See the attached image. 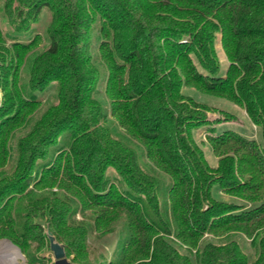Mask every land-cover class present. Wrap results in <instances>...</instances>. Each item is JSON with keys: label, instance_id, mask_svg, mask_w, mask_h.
<instances>
[{"label": "trees", "instance_id": "obj_1", "mask_svg": "<svg viewBox=\"0 0 264 264\" xmlns=\"http://www.w3.org/2000/svg\"><path fill=\"white\" fill-rule=\"evenodd\" d=\"M0 92V239L26 264H53L47 231L75 264H264V0H0ZM232 234L252 254L206 238Z\"/></svg>", "mask_w": 264, "mask_h": 264}, {"label": "rangeland", "instance_id": "obj_2", "mask_svg": "<svg viewBox=\"0 0 264 264\" xmlns=\"http://www.w3.org/2000/svg\"><path fill=\"white\" fill-rule=\"evenodd\" d=\"M45 20H46V15L44 13V15L42 16V18L40 20V24H39L40 26L38 27L39 31H42L41 26L43 25ZM4 28L7 29L6 27H4ZM216 49H217V54H218L219 60L221 62L222 70H224L226 65H227V60H226V57H225L223 50L221 49V46L219 43L216 44ZM99 90H100V92L97 95L99 96L100 99H102L103 102L106 103L107 100H106L105 95L102 92L101 86L99 87ZM52 92H53L52 90L48 91L46 96H49L50 98H52ZM183 92L192 96L194 99H196L198 101L206 102L211 106L230 111V112L236 114L237 117L242 121V127L241 128H238V127H235L232 125H229L226 127L237 129L240 132H242L248 136H257L258 135L259 129L247 119L245 111L242 108H240L239 106H237L236 104H234L228 100L222 99V98H217V97H213V96H209L206 94L199 93L192 88L184 87ZM0 96H1V94H0ZM117 131L120 134L124 133L121 130V128H118ZM204 134H205V128H199L197 130H194L193 138H194L195 143L201 148V150H203L204 155H205V159L207 160L208 164L213 166L216 163V157L213 155L208 143L205 141ZM162 178L164 181H166L165 176H163ZM118 229H119V224L117 225V230ZM117 230L115 231V233H113L112 235H108L106 238H96L93 235H91L89 237V243H90L91 249L96 251V252H102L103 251V254H105L106 257H110V255L112 253V249L115 246L116 239L119 236V233ZM206 238L209 240H212L216 243H221V242L226 241L229 238H233L239 242V244L243 247V249L246 252L252 254V249L249 246V239L245 238L244 236H242L240 234H232V235H229L228 237L227 236L226 237L206 236ZM12 251L15 254H17L16 255L17 257H16L15 261L10 262V259H8L6 257V255L8 253H11ZM42 255L45 258H48V260H50V262H52L54 260L53 254L50 251V249L44 251L42 253ZM0 264H26V260H25L24 255L21 253V251L15 245H13L9 240L0 239Z\"/></svg>", "mask_w": 264, "mask_h": 264}, {"label": "water", "instance_id": "obj_3", "mask_svg": "<svg viewBox=\"0 0 264 264\" xmlns=\"http://www.w3.org/2000/svg\"><path fill=\"white\" fill-rule=\"evenodd\" d=\"M47 238L49 241V249L54 258L53 264H75L65 256L62 245L54 239L49 231H47Z\"/></svg>", "mask_w": 264, "mask_h": 264}, {"label": "bare ground", "instance_id": "obj_4", "mask_svg": "<svg viewBox=\"0 0 264 264\" xmlns=\"http://www.w3.org/2000/svg\"><path fill=\"white\" fill-rule=\"evenodd\" d=\"M15 251V250H14ZM17 254H15L13 251L11 252V253H8L7 255H6V257L8 258V259H10V262H13V261H15L16 260V256Z\"/></svg>", "mask_w": 264, "mask_h": 264}]
</instances>
